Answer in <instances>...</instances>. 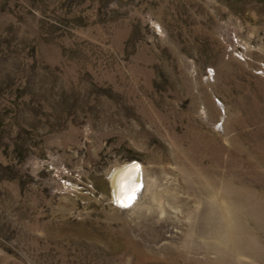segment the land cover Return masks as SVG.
Instances as JSON below:
<instances>
[{"label": "rangeland", "instance_id": "374dc122", "mask_svg": "<svg viewBox=\"0 0 264 264\" xmlns=\"http://www.w3.org/2000/svg\"><path fill=\"white\" fill-rule=\"evenodd\" d=\"M134 163L247 186L264 264V0H0V264H243L121 212Z\"/></svg>", "mask_w": 264, "mask_h": 264}, {"label": "bare ground", "instance_id": "6f19581e", "mask_svg": "<svg viewBox=\"0 0 264 264\" xmlns=\"http://www.w3.org/2000/svg\"><path fill=\"white\" fill-rule=\"evenodd\" d=\"M162 178L160 182L157 177H151L138 163L117 168L112 183L120 211L159 232V241L163 244L207 256L216 254L222 242L230 241L241 263L249 264V229L246 221L241 220L250 217L251 191L247 186L243 187L238 199L233 192L234 185L229 182L219 185L212 181L206 189L196 191L188 189L193 188L189 182L187 189L182 190L176 179L167 175ZM130 180L135 185L131 202L120 196L122 185ZM195 238H206L211 244L191 245ZM236 238L240 240L237 246L234 243Z\"/></svg>", "mask_w": 264, "mask_h": 264}, {"label": "clouds", "instance_id": "9594fccd", "mask_svg": "<svg viewBox=\"0 0 264 264\" xmlns=\"http://www.w3.org/2000/svg\"><path fill=\"white\" fill-rule=\"evenodd\" d=\"M134 193L135 185L131 182V180L126 184L122 185L120 193L121 198H126L129 202H131L134 197Z\"/></svg>", "mask_w": 264, "mask_h": 264}]
</instances>
